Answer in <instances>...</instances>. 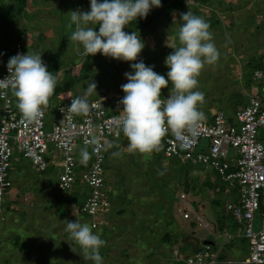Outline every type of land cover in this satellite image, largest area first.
Here are the masks:
<instances>
[{
    "label": "rangeland",
    "instance_id": "1",
    "mask_svg": "<svg viewBox=\"0 0 264 264\" xmlns=\"http://www.w3.org/2000/svg\"><path fill=\"white\" fill-rule=\"evenodd\" d=\"M183 2L182 9L153 8L149 13L157 15L150 24L132 30L125 26L124 30L139 33L145 47L138 59L153 65L155 72L166 77L168 69L163 61L173 51L171 47L179 44L177 34L183 22L180 14L191 11L204 18L219 56L214 63L205 64L197 77L194 90L204 96L197 108L203 115L222 108L231 116L246 103L250 93H263L253 69L261 67L264 58L253 64L246 61V71L240 61L246 57L243 54L249 56L258 49L260 52L254 59L262 57L259 53L263 54L264 43L262 47L251 45L260 36L256 38V32L247 28L248 48L242 40L245 37L242 28L247 20L256 23L260 20L258 24L263 26L260 17H264V3L257 0ZM77 9L87 11L89 0H0V52L5 46L22 42L24 53L41 54L57 79L56 87L65 84L78 74L86 59L82 45L70 39L75 30L70 23V11ZM238 63L242 65L241 72ZM129 71V62L95 54L86 78H81L65 92L49 97L47 122L55 115L54 102L68 95L82 96L90 81L95 82L97 93L92 92L87 99L96 97L114 103L111 100L115 98L116 106L120 107L124 95L120 85L127 82L124 73ZM169 91L170 83L161 89V95L167 97ZM10 96L16 99L11 88ZM120 134L121 139L107 148L105 177L111 189V207L94 216L79 214L78 206L71 202V193L83 199L88 187L77 184L70 193L62 192L57 188V166L38 171L15 151L9 173L11 188L7 192L5 215L0 219V264H94L83 258L80 247L65 230V220L75 219L87 223L99 236L105 229V244L100 250L102 264H184V256L201 247L203 239L217 245L222 256L217 264H242L239 261L246 255V241L239 236L227 239L220 226L221 222H227V229L236 230V224L225 215L223 207L226 198L233 199L235 192L231 187H225L213 170L189 161L169 159L159 148L144 153L129 152L127 138L122 131ZM260 135H264L262 128ZM107 137L110 140V135ZM208 182L218 189L210 188ZM182 192L186 196L180 199ZM187 202L209 221L211 231L198 226L194 214L183 218ZM166 218H172L173 223L166 224ZM257 227L255 218L254 229Z\"/></svg>",
    "mask_w": 264,
    "mask_h": 264
},
{
    "label": "built area",
    "instance_id": "2",
    "mask_svg": "<svg viewBox=\"0 0 264 264\" xmlns=\"http://www.w3.org/2000/svg\"><path fill=\"white\" fill-rule=\"evenodd\" d=\"M258 1L264 3V0ZM0 53L2 79L8 75V58L24 53V49L20 43H15ZM253 74L262 85L263 93H250L246 103L231 116L217 110L200 120L194 130L185 128L179 136L168 131L159 145L167 158L213 170L225 187L235 192L233 199H225L223 207L225 215L236 224V230L231 232L225 222L222 234L227 239L239 236L246 241V255L239 261L242 264H264V209L261 208L264 204V135L259 136V129H264V62L253 69ZM0 92H3L0 95V202L11 185L9 173L17 150L38 171L57 166L60 191H71L77 184L88 187L85 200L76 212L94 216L107 211L111 207L105 177L107 148L121 139L120 107L91 98L87 113L74 114L69 111V105L75 97L70 95L54 102L55 115L50 123L46 119L47 108L42 119L28 122L10 96V87ZM108 106L113 108L108 109ZM185 196L182 192L180 199ZM192 214L198 226L211 231L209 221L188 203L182 216L188 218ZM255 218L258 219L256 229ZM212 226L215 232V223ZM213 245L203 242L194 253L184 256V264H217L220 252Z\"/></svg>",
    "mask_w": 264,
    "mask_h": 264
},
{
    "label": "clouds",
    "instance_id": "3",
    "mask_svg": "<svg viewBox=\"0 0 264 264\" xmlns=\"http://www.w3.org/2000/svg\"><path fill=\"white\" fill-rule=\"evenodd\" d=\"M160 6L161 0H89L87 11H70V23L75 26L70 39L82 45L85 57L99 53L129 62L131 71L124 73L127 82L120 85L124 95L119 102V119L129 152L158 150L166 132L172 131L179 136L183 129L194 130L205 116L223 110L218 108L203 115L197 108L198 103L204 100L203 93L194 90L198 84L197 77L205 64L214 63L219 56L209 24L201 16L191 11L180 14L183 22L177 34L179 44L171 47L173 51L163 61L168 69L167 78L155 72L153 65H146L138 59L145 47L144 41L137 31L127 32L124 28ZM6 68L8 75L0 79V90L11 88L17 108L26 121L42 119L57 79L48 70L41 54L16 53L8 58ZM169 83L171 91L164 97L161 89L168 87ZM92 92H96V84L90 81L82 96L71 99L69 111L87 113V97ZM83 155L86 158L87 152L84 151ZM7 192L0 202V219L5 215ZM65 221V230L80 247L83 258L102 264L100 248L105 241L87 223L77 219ZM205 240L208 239H203V242Z\"/></svg>",
    "mask_w": 264,
    "mask_h": 264
},
{
    "label": "trees",
    "instance_id": "4",
    "mask_svg": "<svg viewBox=\"0 0 264 264\" xmlns=\"http://www.w3.org/2000/svg\"><path fill=\"white\" fill-rule=\"evenodd\" d=\"M183 5H184V2L183 0H161V6L159 8H161L160 10H168V9H171V8H174V9H182L183 8ZM157 15L156 13H149L145 18L143 19H140L139 17L136 19V21H133L132 23H130L128 26H126L128 29H134V28H141V27H145L147 26L148 24H150L154 19H155V16ZM20 43L21 45L22 42H18ZM11 46V45H10ZM10 46H5L3 47L2 49L4 48H8ZM1 49V50H2ZM94 59V55H89L88 57H86L85 61L83 64H81L80 66V69H79V72L77 75L71 77L70 79L67 80V82H65V84H61L60 86H57L54 90V93L53 94H58V93H62V92H65L64 90H67L68 87H71L73 86L78 80H80L81 78H86L88 76L87 74V71L91 68V63ZM70 96V95H68ZM88 99H91V98H88ZM13 100H15V98L13 97ZM159 148V151H161V148ZM163 155V153H162ZM18 156H20L18 154ZM170 159V158H169ZM173 159V158H172ZM205 183V182H204ZM107 184V183H106ZM207 185L210 187V188H217V186H214L212 182H208ZM108 186V184H107ZM222 186V185H221ZM218 189V188H217ZM220 189H223V188H220ZM74 190V189H73ZM110 191L111 189L109 188V191L107 192L108 194V197H110ZM66 193H70V191H67ZM71 197H72V201L74 204L76 203V206L80 207L84 200H85V197H86V194L84 195V198L83 199H78V197H76L74 194H70ZM111 199V197H110ZM212 201L214 202V204L217 203V200L215 198L212 199ZM197 203V202H196ZM261 208L264 209L263 207V204L261 205ZM63 211V210H62ZM81 214V213H79ZM86 216V215H85ZM165 222L166 224H171L173 223V220L172 218H166L165 219ZM223 222L220 223V226L222 225ZM105 231V229H103ZM104 231L102 232V235L100 236L102 239H103V233ZM168 236V235H167ZM166 237V236H165ZM103 247V246H102ZM101 247V248H102ZM200 247V246H199ZM199 247L197 246V248L195 249L198 250ZM213 247H216V244L213 245ZM100 248V250H101ZM101 252V251H100ZM102 253V252H101ZM219 257H222L220 256L219 254ZM89 264V262L87 263ZM181 264V263H180Z\"/></svg>",
    "mask_w": 264,
    "mask_h": 264
},
{
    "label": "crops",
    "instance_id": "5",
    "mask_svg": "<svg viewBox=\"0 0 264 264\" xmlns=\"http://www.w3.org/2000/svg\"><path fill=\"white\" fill-rule=\"evenodd\" d=\"M231 20H232V18L231 17H229ZM261 19H262V21L261 22H263V26L262 27H260V25L258 24L259 23V21H258V23H256V21L254 22V21H245V28H242V29H244V31H245V37L244 38H242V40L244 41V46H247L248 48H250V43L246 40V39H248L249 38V34L247 33V32H249V31H247V28H249L250 29V31H254V32H256V38H258L259 36H260V39H257V41H256V43L255 44H252L251 43V45H256V44H258L259 46H261L262 47V45H263V43H264V17H263V15H261V17H260ZM258 20V19H257ZM250 23H252L251 25H250ZM254 23V24H253ZM253 26L255 27V28H253ZM247 31V32H246ZM247 33V34H246ZM240 47H241V50H244L242 47L243 46H241V45H239ZM252 47V46H251ZM262 50H264V49H262ZM245 51H248V49H245ZM258 52H260V49H258L257 51H255L254 53H251L249 56H248V54L247 53H245V54H243V55H246V57H243V59H242V61H240V63L243 65V68L245 69V71H246V69H247V67H248V64L249 63H251V64H253L255 61L257 62V61H259V60H261V59H263L264 58V51H263V54L262 53H259V55L260 56H262L261 58H258L257 60L256 59H254L255 57H256V55H258V54H256V53H258ZM255 54V55H254ZM242 56V55H241ZM245 60V61H244ZM248 62V64L246 63L245 64V62ZM240 63H238V66H239V70H240V72H241V68H242V65L240 64ZM250 67V66H249ZM243 73V72H242ZM245 74V73H244ZM93 98H96V97H93ZM100 99V98H99ZM112 102H114L115 103V98H113L112 100H111ZM107 103H108V101H107ZM16 153H18L17 152V150H16ZM18 155V154H17ZM21 157V156H20Z\"/></svg>",
    "mask_w": 264,
    "mask_h": 264
},
{
    "label": "water",
    "instance_id": "6",
    "mask_svg": "<svg viewBox=\"0 0 264 264\" xmlns=\"http://www.w3.org/2000/svg\"><path fill=\"white\" fill-rule=\"evenodd\" d=\"M204 243H212L210 240H205Z\"/></svg>",
    "mask_w": 264,
    "mask_h": 264
}]
</instances>
